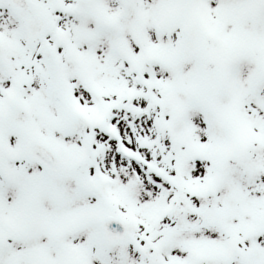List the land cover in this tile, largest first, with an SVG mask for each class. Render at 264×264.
<instances>
[{
  "label": "snow or ice",
  "instance_id": "1",
  "mask_svg": "<svg viewBox=\"0 0 264 264\" xmlns=\"http://www.w3.org/2000/svg\"><path fill=\"white\" fill-rule=\"evenodd\" d=\"M0 264H264V0H0Z\"/></svg>",
  "mask_w": 264,
  "mask_h": 264
}]
</instances>
